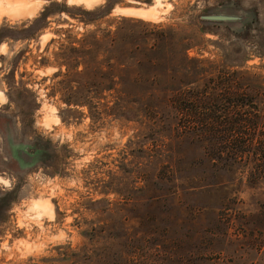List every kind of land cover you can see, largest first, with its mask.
Here are the masks:
<instances>
[{"label":"rangeland","instance_id":"rangeland-1","mask_svg":"<svg viewBox=\"0 0 264 264\" xmlns=\"http://www.w3.org/2000/svg\"><path fill=\"white\" fill-rule=\"evenodd\" d=\"M82 11L106 15L85 23ZM214 12L245 19L201 18ZM156 25L174 35L153 54L178 59L190 42L185 53L208 60L194 72L183 60L177 72L126 67L161 73L144 91L163 101L121 106L114 90L104 105H68L74 79L61 53L72 55V40L97 28L142 39L161 32ZM138 43L131 51L141 58ZM236 60L264 109V0L0 1V264H264V179L245 161L217 159L212 134L183 133L164 99ZM19 142L49 149L48 158L21 168Z\"/></svg>","mask_w":264,"mask_h":264},{"label":"trees","instance_id":"trees-1","mask_svg":"<svg viewBox=\"0 0 264 264\" xmlns=\"http://www.w3.org/2000/svg\"><path fill=\"white\" fill-rule=\"evenodd\" d=\"M93 13L82 11L80 14L85 18L82 21L90 23L106 15ZM156 26L160 27L161 32L149 31L142 39L136 38L133 34L124 36L110 29L97 28L85 33L80 39L72 40L71 45L66 47L72 55H66V51L61 53L62 64L67 66V75L74 79L70 81L72 86L65 92L68 105L87 106L90 109L104 105L103 99L109 95L113 96L114 90L118 93L117 97L113 96L115 103L121 106L128 99L135 103L163 101L155 99L153 95L147 96V91H144L145 84L149 81L157 83L161 73L152 74V77H149L151 73L145 71L131 75L127 73L126 67L136 65L143 70L146 68L149 72L155 65L169 64L168 70L177 72L180 67L175 63L183 60L189 63L186 69L194 72L197 71L199 63L208 60L189 57L185 51L192 47L190 42L182 45L184 54L178 59L153 54L160 48L168 46L170 36L174 35L168 32L172 27ZM152 35L154 43L148 44V37ZM135 41L145 44L141 58L137 57L136 52L131 51ZM139 43L135 45L136 49L140 46ZM100 47L103 48L101 60H104L103 66L100 67V76L103 80L98 82V67L95 62L94 65L92 63L94 58L99 57L97 50ZM126 50L131 54L126 55ZM168 50L174 49L169 47ZM242 62L236 60L228 67L224 66L232 68L230 69L232 71L219 69L217 77H209L199 88L177 89L170 97L164 99L178 111V124L181 126L182 123L183 133L212 134L211 137H205L210 143L212 153L217 154V159L230 163L245 161L252 165L251 178L257 181L264 179V109L256 101L258 91L254 86L255 78L245 77V71L241 69ZM80 66L83 68L79 69ZM171 79L183 82L179 76H172Z\"/></svg>","mask_w":264,"mask_h":264},{"label":"water","instance_id":"water-1","mask_svg":"<svg viewBox=\"0 0 264 264\" xmlns=\"http://www.w3.org/2000/svg\"><path fill=\"white\" fill-rule=\"evenodd\" d=\"M201 18L207 21L227 22L230 24L245 19V17H242L240 15L224 12L204 14L201 16ZM250 19L251 18H249V20ZM12 155L19 162L21 168H26L47 159L49 156V149L38 148L34 144L19 142L12 145Z\"/></svg>","mask_w":264,"mask_h":264},{"label":"bare ground","instance_id":"bare-ground-1","mask_svg":"<svg viewBox=\"0 0 264 264\" xmlns=\"http://www.w3.org/2000/svg\"><path fill=\"white\" fill-rule=\"evenodd\" d=\"M0 1H2V0H0ZM10 1H12V0H10ZM21 6V5H20ZM27 10H30L29 8L27 9ZM20 13V12H19Z\"/></svg>","mask_w":264,"mask_h":264}]
</instances>
